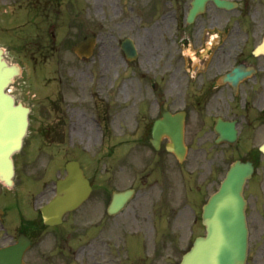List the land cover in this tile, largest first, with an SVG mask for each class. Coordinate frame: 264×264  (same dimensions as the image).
Returning a JSON list of instances; mask_svg holds the SVG:
<instances>
[{"label": "flooded vegetation", "instance_id": "af4514ba", "mask_svg": "<svg viewBox=\"0 0 264 264\" xmlns=\"http://www.w3.org/2000/svg\"><path fill=\"white\" fill-rule=\"evenodd\" d=\"M193 1L169 0L182 11L184 44L193 46L195 51L188 59L183 58V69L167 73L168 84L176 93L165 102L166 106L152 102L155 111L143 135L148 141L151 139L154 123L165 111L184 114V138L191 157L184 166L183 187L190 210L186 213L180 208L174 213L170 208L174 155L167 150L169 138L164 136L160 149L154 150L155 166L144 170V178L154 175V180L145 181L149 183L145 188L138 187L137 200L124 209L130 211L137 224L136 230L129 231L156 237L154 245L144 247L143 264H170L172 252L177 249L176 236L183 239L182 249L187 251L189 246L183 237L188 234V220L201 222L202 206L209 194L219 189L227 171L240 160L251 163L254 169L243 190L250 236L247 264H264V1L230 0L234 4L227 9L207 0L204 11L188 22ZM76 2L0 0V42L8 44L21 34L20 48L27 51L24 57L30 56L34 61L65 59L67 52L63 50L68 51L70 45L77 43ZM238 10L250 19L232 21L231 13ZM260 44L263 46L258 50ZM5 53L10 63L22 67L13 91L18 100L22 98L27 103L31 113L29 132L21 151L14 156L15 185L9 189L0 182V247L14 244L22 236L30 240L24 264H105L96 258L104 245L101 237L111 233V221L122 215L107 212L108 180L101 183L105 201L101 208L105 212L70 213L55 227L47 226L39 212L31 216L28 194L21 188L24 183L28 186L29 167L39 159L47 163L62 159L58 147L76 130L72 100L75 98L79 101L77 106L85 109L91 100H84L90 93L77 90L83 95L78 97L64 80L48 77L51 74L45 80L54 84L41 85L35 68L29 70L22 57L15 59L7 48ZM239 65L246 66L244 73L236 79L228 78ZM38 106L59 115L50 122L38 111L33 118ZM83 109L82 114L86 112ZM33 119L38 125L30 141ZM86 158L88 154L83 152L81 158L59 160L57 175L66 170L68 161L79 160L94 189L95 179L88 174ZM138 200L140 203H136ZM141 207L146 209L142 215L138 213Z\"/></svg>", "mask_w": 264, "mask_h": 264}, {"label": "rangeland", "instance_id": "374dc122", "mask_svg": "<svg viewBox=\"0 0 264 264\" xmlns=\"http://www.w3.org/2000/svg\"><path fill=\"white\" fill-rule=\"evenodd\" d=\"M76 4V42L92 36L98 37L92 57L79 58L73 52L74 44L70 45L68 51L63 50L67 52L65 60L62 58L34 61L30 56L24 57L27 51L21 49L22 45L21 48L16 47L17 43L11 45L9 53L17 57L15 59L22 57L29 70L35 68L41 85L46 83V75L51 74L48 77L52 76L54 79L57 76L56 78L64 80L71 90H86L90 93L91 99L84 100H91L85 109L77 106L79 101L71 98L74 105L72 122H75L76 130L72 131L70 139L60 143L58 147L62 159L59 157L55 161H49L51 163L39 159L29 167L28 186L25 183L21 185L29 198L32 195L38 196L39 201L37 200L34 206H40L52 195V188L55 187L54 184L41 186L40 183L56 179L55 168L61 166L58 164L59 160L69 156L81 158L82 152L85 151L89 155L88 159L86 158V168L90 177L95 179L96 187L90 200L77 212L83 214L103 211L101 207L105 201L101 183L105 179L109 181L108 198L112 190L130 186L145 188L149 186L145 181L154 180V175L144 178L143 174L144 170L149 171L155 166L157 158H153L154 153L146 142L147 139L144 137L146 143H143L141 137L145 134V126L155 111V104L152 102L156 99L164 102L173 99L176 91L174 93L171 90L166 75L170 70L184 68L181 57L184 51L187 53L189 50L188 46L181 42V29H175L174 12L171 11L174 7L168 0H77ZM262 15L264 16V13ZM230 16L232 21L250 19L243 17L240 10L232 12ZM19 37L14 39L17 41ZM126 37L135 41L139 54L135 62L127 61L120 49V43ZM1 38L0 35V40ZM20 43H23V39ZM189 48L193 50V46L189 45ZM155 82L159 85L157 91L153 89ZM46 84L51 87L54 82L50 80ZM77 95L83 96L79 93ZM81 109L86 111L83 112L84 115ZM38 111L50 122L59 115L52 109L43 110L38 106L34 108L33 118L37 116ZM37 125V121L33 119L30 141L34 139ZM133 130H136L135 133ZM184 165L181 166L173 158V194L170 208H173L174 213L178 212L183 193ZM136 203H140V200ZM145 212L143 207L138 211L141 215ZM132 218L127 210L111 221V233L102 235V253L96 254V258L105 264H117L115 258L121 254L122 264H143L145 241L138 235L127 234L129 230L137 229L136 221ZM117 223L119 225H116ZM177 240L181 245L179 237ZM155 241L153 237L150 238L151 245H154ZM132 250L134 252L131 254ZM172 253L174 264L175 257L180 256V253ZM169 263L171 264V261ZM90 264L99 263L90 261Z\"/></svg>", "mask_w": 264, "mask_h": 264}, {"label": "water", "instance_id": "95a60500", "mask_svg": "<svg viewBox=\"0 0 264 264\" xmlns=\"http://www.w3.org/2000/svg\"><path fill=\"white\" fill-rule=\"evenodd\" d=\"M219 4L224 3L215 0ZM204 0H201L203 4ZM201 4V5H202ZM196 12H194L195 14ZM95 45V39L81 43L76 48L79 55L89 56ZM122 48L127 57L133 60L137 50L131 39H126ZM19 73V67L10 66L0 49V178L7 184H13V154L22 146L23 137L28 127V108L15 104L14 98L5 89ZM183 123L180 119L167 125L158 121L154 128L153 143L158 144L160 136L167 133L179 159H183ZM168 128V129H167ZM158 146V145H157ZM242 171L239 165L231 169L221 190L214 194L204 207L203 222L207 234L198 237L191 251L183 257L181 264H245L248 251V230L245 215L243 184L245 177L251 175L252 167L246 165ZM67 177L59 183L57 197L43 209L45 220L50 223L59 221L61 214L74 209L83 202L91 192V186L78 165H68ZM133 191L117 192L113 195L110 212H118L131 197ZM23 249L20 245L11 250H0V264H22Z\"/></svg>", "mask_w": 264, "mask_h": 264}]
</instances>
